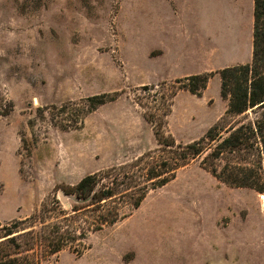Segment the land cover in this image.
<instances>
[{
  "label": "rangeland",
  "instance_id": "rangeland-1",
  "mask_svg": "<svg viewBox=\"0 0 264 264\" xmlns=\"http://www.w3.org/2000/svg\"><path fill=\"white\" fill-rule=\"evenodd\" d=\"M252 22L253 0H0V223L43 204L54 220L83 176L155 150L161 119L177 143L203 136L228 104L216 71L250 60ZM186 45L204 50L206 63L189 71L210 72L218 98L193 108L190 125L185 96L168 100L172 77L188 70L160 52ZM102 94L117 97L89 110ZM202 157L121 221L73 241L80 254L66 247L40 264H264V193L218 181ZM220 245L228 257H216Z\"/></svg>",
  "mask_w": 264,
  "mask_h": 264
},
{
  "label": "trees",
  "instance_id": "trees-1",
  "mask_svg": "<svg viewBox=\"0 0 264 264\" xmlns=\"http://www.w3.org/2000/svg\"><path fill=\"white\" fill-rule=\"evenodd\" d=\"M216 72L220 77V94L228 104L225 113L203 136L188 143H177L163 131L165 119L153 124V115L145 112V120L153 124L158 147L127 165L83 176L74 186L65 189V194L74 196V203H69L67 209L58 207L54 220L47 217L50 210L43 204L24 219L0 223V264H40L47 256L66 247L80 254L73 241L84 240L87 233L130 215L150 190L165 185L199 155H203L200 166L218 181L264 193V0H253L250 60ZM211 76L205 72L175 79L171 83L169 105L179 90L200 96ZM116 97L114 94L89 97L88 109ZM169 112L168 108L163 117ZM233 116H242V119L226 121ZM119 203L124 210L119 208ZM76 224L79 232L75 235ZM85 248L83 245L82 250Z\"/></svg>",
  "mask_w": 264,
  "mask_h": 264
},
{
  "label": "crops",
  "instance_id": "crops-1",
  "mask_svg": "<svg viewBox=\"0 0 264 264\" xmlns=\"http://www.w3.org/2000/svg\"><path fill=\"white\" fill-rule=\"evenodd\" d=\"M186 39H188V38H186ZM176 40H177V38H176ZM166 48H168L167 50H169V51H166L163 49L160 52H164L167 56L172 55V58H173L172 61L176 65H178L179 67H181L183 69L188 70V71L183 72L177 76H173L172 79H177V78H182V77L192 75V72H190L189 70L195 69L196 67H200L202 64L204 65V63H206V57H205V55H203L204 50L200 49L199 51H195L193 48L189 47V45H186L185 48H181V50H179V51H177L176 49H169L170 46H166ZM200 48H202V47H200ZM172 50H174V52H172ZM209 87H210V80L207 82L206 88L202 91L200 96L193 95L186 90H179L176 93V95L174 97L175 100L177 99V97L179 95H183V96H185V98L188 100V103H189L187 110L185 112L186 114L188 113L187 117H186V121H185L186 124H189L190 119H194V116L190 117L193 114V112L195 111V110H192L193 108H198V109H202L203 111H205L206 109H211L213 104L215 103V101L216 102L218 101L217 96L215 97L208 92ZM226 108H227V103H226V100H224L222 102L221 109L218 112H216L213 116H211V117L208 116V121L205 122V124L203 126L204 128H202V129H205L207 127L209 128V126L212 125L223 114V112H225ZM182 125H183V122H182ZM190 130H192V128L188 129V131H190ZM185 131H187V129H185ZM173 133H175V132L173 131ZM216 248H217V246H216ZM199 251H200V248H198V252ZM218 251H219V253H217L216 257H228L225 252H224L225 254H222L221 245H220V247H218L217 252ZM198 252L196 254H194L193 257H209V254L207 255V254H202V253H198Z\"/></svg>",
  "mask_w": 264,
  "mask_h": 264
},
{
  "label": "water",
  "instance_id": "water-1",
  "mask_svg": "<svg viewBox=\"0 0 264 264\" xmlns=\"http://www.w3.org/2000/svg\"><path fill=\"white\" fill-rule=\"evenodd\" d=\"M61 199H62V201H64L66 203V199H65V196L63 194L61 195ZM66 205H67V207H69L68 203H66Z\"/></svg>",
  "mask_w": 264,
  "mask_h": 264
},
{
  "label": "bare ground",
  "instance_id": "bare-ground-1",
  "mask_svg": "<svg viewBox=\"0 0 264 264\" xmlns=\"http://www.w3.org/2000/svg\"><path fill=\"white\" fill-rule=\"evenodd\" d=\"M261 195V194H260ZM261 197L264 199V195H261ZM264 203V202H263Z\"/></svg>",
  "mask_w": 264,
  "mask_h": 264
}]
</instances>
